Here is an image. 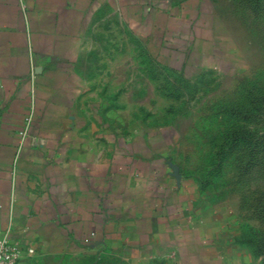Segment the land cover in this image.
Listing matches in <instances>:
<instances>
[{"label": "crops", "instance_id": "1", "mask_svg": "<svg viewBox=\"0 0 264 264\" xmlns=\"http://www.w3.org/2000/svg\"><path fill=\"white\" fill-rule=\"evenodd\" d=\"M201 4L0 0V238L16 264H260L172 155L165 68L197 59L203 75L219 42L197 32Z\"/></svg>", "mask_w": 264, "mask_h": 264}, {"label": "rangeland", "instance_id": "2", "mask_svg": "<svg viewBox=\"0 0 264 264\" xmlns=\"http://www.w3.org/2000/svg\"><path fill=\"white\" fill-rule=\"evenodd\" d=\"M194 24L219 42L203 75L194 76L203 72L197 59L187 72L165 68L164 87L175 96L165 103L180 125L172 155L264 264V0H202ZM189 50V40L178 46L172 67L179 70Z\"/></svg>", "mask_w": 264, "mask_h": 264}, {"label": "built area", "instance_id": "3", "mask_svg": "<svg viewBox=\"0 0 264 264\" xmlns=\"http://www.w3.org/2000/svg\"><path fill=\"white\" fill-rule=\"evenodd\" d=\"M19 253V248L10 242L6 236L0 238V264H16Z\"/></svg>", "mask_w": 264, "mask_h": 264}]
</instances>
